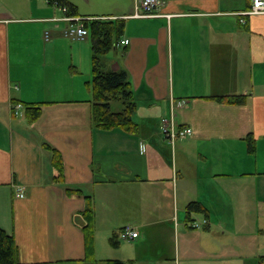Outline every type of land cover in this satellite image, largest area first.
Returning <instances> with one entry per match:
<instances>
[{
    "label": "crops",
    "instance_id": "crops-1",
    "mask_svg": "<svg viewBox=\"0 0 264 264\" xmlns=\"http://www.w3.org/2000/svg\"><path fill=\"white\" fill-rule=\"evenodd\" d=\"M69 1L80 17L124 19L129 43L100 55V68L126 72L136 128L94 125L90 39L63 36L60 7L0 0V226L18 264H258L264 13L240 15L252 0H164L158 16L136 18L135 0ZM241 94L242 104L216 99ZM24 103H39L40 116L28 119ZM171 114L192 129L173 144L160 130ZM44 143L61 155V179ZM85 196L95 260L85 259ZM189 201L204 211L187 213ZM127 225L136 238L119 237Z\"/></svg>",
    "mask_w": 264,
    "mask_h": 264
},
{
    "label": "trees",
    "instance_id": "trees-1",
    "mask_svg": "<svg viewBox=\"0 0 264 264\" xmlns=\"http://www.w3.org/2000/svg\"><path fill=\"white\" fill-rule=\"evenodd\" d=\"M48 3L58 7H66L67 14L77 16V8L69 0H47ZM88 30L91 47V78L87 82L91 92L92 108L91 118L94 125L103 129L121 127L127 131H134L136 125L131 117L135 110V101L132 89L125 71H104L100 68V55L108 52L119 42L124 35L125 21L123 18H86L82 20ZM217 100L229 104H242L245 95L217 96ZM119 100L122 104L120 110H112L111 102ZM15 103V102H14ZM24 114L30 120L40 116L41 106L39 103H24ZM249 149L254 145L251 137H248ZM44 146L52 152V164L58 170L57 178L63 176V164L60 153L48 143ZM69 193H80L79 189L67 188ZM86 205L82 211L84 224L82 232L84 235L85 259H94V211L90 196H85ZM187 213L204 211V207L198 201H189L186 205ZM112 246H117L116 235L109 239ZM18 247L14 237L0 226V264H18ZM258 264H264V255L259 256ZM106 264H125L119 259H106Z\"/></svg>",
    "mask_w": 264,
    "mask_h": 264
},
{
    "label": "built area",
    "instance_id": "built-area-1",
    "mask_svg": "<svg viewBox=\"0 0 264 264\" xmlns=\"http://www.w3.org/2000/svg\"><path fill=\"white\" fill-rule=\"evenodd\" d=\"M164 3V0H135V9L131 17L136 18H146L152 16H158L157 13L159 7ZM64 12V16L61 18L68 22V24L63 27L62 34L64 37L69 38L71 40H82L88 36V30L82 23L85 17L80 16H72L67 14V8L61 7ZM264 13V0H252L251 6L249 9L240 13L242 16L250 15V14H258ZM168 17L170 15H167ZM52 20H57V18H52ZM244 20V19H243ZM45 39L49 38V31L44 32ZM129 43V39L124 38L121 39L118 44L127 45ZM176 106L185 105V100H178L175 102ZM21 108L20 103H14L12 105V112L17 114L18 110ZM160 128L162 134L170 141L174 142L175 139H184L192 133V129L187 126H178L171 114L170 117H162L160 119ZM20 196H23L22 190H20ZM193 226H198L197 222L192 223ZM138 236V231L127 225L122 228L119 232V237L124 240L134 239Z\"/></svg>",
    "mask_w": 264,
    "mask_h": 264
},
{
    "label": "rangeland",
    "instance_id": "rangeland-1",
    "mask_svg": "<svg viewBox=\"0 0 264 264\" xmlns=\"http://www.w3.org/2000/svg\"><path fill=\"white\" fill-rule=\"evenodd\" d=\"M88 37V36H87ZM86 37V38H87ZM121 102L120 101H116V102H113V105H112V109L113 110H119L120 109V107H121V104H120ZM160 130H161V128H160ZM170 143H174V142H170Z\"/></svg>",
    "mask_w": 264,
    "mask_h": 264
}]
</instances>
